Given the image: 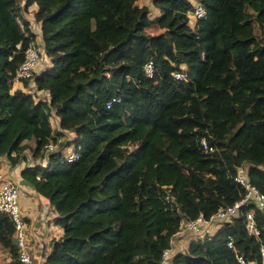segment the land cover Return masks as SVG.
<instances>
[{
	"label": "trees",
	"instance_id": "trees-1",
	"mask_svg": "<svg viewBox=\"0 0 264 264\" xmlns=\"http://www.w3.org/2000/svg\"><path fill=\"white\" fill-rule=\"evenodd\" d=\"M250 1L257 10L246 0H151V17L136 0H0V159L15 167L29 150L36 161L21 184L62 230L43 264H162L181 227L243 199L239 167L264 195V0ZM196 5L206 10L198 21ZM32 7L50 68L23 85L43 100L11 88L36 40L24 17ZM116 192L128 207L118 218ZM249 212L258 238L245 229ZM0 245L8 264H22L5 214ZM261 246L264 210L249 205L168 264H264Z\"/></svg>",
	"mask_w": 264,
	"mask_h": 264
},
{
	"label": "built area",
	"instance_id": "built-area-1",
	"mask_svg": "<svg viewBox=\"0 0 264 264\" xmlns=\"http://www.w3.org/2000/svg\"><path fill=\"white\" fill-rule=\"evenodd\" d=\"M192 20L198 21L205 18L206 10L202 5L194 6L193 10L189 14ZM39 61L38 51L33 45H31L24 56L23 62L18 66L13 83L21 84L23 81L31 80L36 72V67ZM145 75L148 78L153 76L152 64L148 63L144 66ZM176 79H180L179 74H175ZM62 141V140H61ZM60 140L56 145L49 144L46 146V152H54L61 142ZM201 145L205 151L211 152L212 149L208 148L207 144L202 141ZM80 148L65 153L64 159L68 163H72L78 160ZM234 182L245 191V195L242 200L234 203L229 207H221L208 217L198 216L196 219L189 221L185 227V233L193 235L195 241L203 239V237L210 232L225 224H230L234 219L240 216V210L243 207L253 205L258 209L264 210V195L259 193L255 187L251 185L248 179L247 166H241L236 171ZM19 198L20 188L14 181L10 172L0 169V214H5L11 221L14 227V239L19 249V261L22 264H31L30 256L26 250L25 239V223L19 212ZM246 225L245 229L247 233L256 238L259 237V230L256 226L255 216L252 212L245 215ZM227 248L235 251L233 240L228 237ZM171 255V249L164 252L162 257V264H168V260ZM260 256L264 259V246L260 247ZM239 264H256L248 263L243 258L237 257Z\"/></svg>",
	"mask_w": 264,
	"mask_h": 264
},
{
	"label": "crops",
	"instance_id": "crops-1",
	"mask_svg": "<svg viewBox=\"0 0 264 264\" xmlns=\"http://www.w3.org/2000/svg\"><path fill=\"white\" fill-rule=\"evenodd\" d=\"M35 74H38V71H36ZM11 88L12 91L22 90L23 92L35 94L36 97L43 95V97L47 98V93L35 91L33 83H29L28 87L24 88L23 82L21 83V85L12 82ZM29 88L31 90H28ZM39 99L43 100L44 98L39 97ZM29 143L31 144L29 145ZM24 144L29 145L28 147L30 148L34 147L33 140L25 141ZM24 154V158H26V161L22 159L21 163L16 165L15 167H10L6 159H0V168L5 169L6 171L11 173L14 181L25 193L24 197L26 200L21 206V216L25 223L27 254L30 256L31 264H43L45 258L51 251V243L53 241L59 240L62 237V230L53 222L54 218L56 217L54 211L50 207H48V205H46L42 200H40L35 194L30 192L28 187L21 184V171L25 168L26 165H33L36 162L34 160H31L29 150H26ZM43 216H46L45 221H42ZM186 224L185 226H183V228L186 227ZM212 231L214 230H211V232ZM186 234L187 233L183 232L180 229V232L174 235L171 242V255L168 262H170L171 256L177 253L186 252L191 242L195 241V237L193 235ZM2 254L3 257H1ZM0 257V260L4 261V263L9 262V254L6 250L0 249Z\"/></svg>",
	"mask_w": 264,
	"mask_h": 264
},
{
	"label": "rangeland",
	"instance_id": "rangeland-1",
	"mask_svg": "<svg viewBox=\"0 0 264 264\" xmlns=\"http://www.w3.org/2000/svg\"><path fill=\"white\" fill-rule=\"evenodd\" d=\"M228 1L229 0H227V2ZM246 3L251 4L252 8L255 10H257L259 7L256 2H251L250 0H246ZM136 5H138L142 10H148L150 12L149 14L151 15V17H155L158 14L157 11L155 10V8H153V6L151 5V0H136ZM35 14H36V8L32 7L31 9H29L28 13L24 15V17H26L28 19V21L30 22L31 31L36 34V40L33 42L32 45H33V47H35L37 49L38 54H39V61H38V65L36 67V71H38V73H39V72L44 71L46 68H50V59L47 57V55L45 54V52L42 48L41 37L39 35L40 34V27L38 24H36L34 22V15ZM123 37H124V35H122V33H120L119 39L123 40ZM19 85H21V84H19ZM28 90H31V89L29 88ZM39 97L45 98V97H43V95L38 96L36 98L39 99ZM49 120H50L51 128L54 131V133L58 132L59 131V125H58V121H57L53 112L52 113L50 112V119ZM67 137H68V135L65 136V138H67ZM30 144L31 143H29V145ZM29 145H27V146H29ZM1 170H3L5 172V169H1ZM24 194L25 193L20 189V198H19L20 215H22L21 214L22 213L21 206H22L23 202L26 200L24 197ZM123 195H125V194L121 193V192L115 193L116 203L118 204V207L116 210L117 218L119 216L123 215L128 210L127 203H126L127 199L125 198L123 200ZM113 216H114V214H113ZM45 219H46V216H43L42 221H45ZM181 230L184 232L185 228L182 227ZM25 234H26V232H25ZM187 234H189V233H187ZM188 237H191V236H188ZM0 249H3L1 247V245H0ZM1 257H3V254ZM1 257H0V259H1ZM3 262L4 261L0 260V264ZM5 264H8V263H5Z\"/></svg>",
	"mask_w": 264,
	"mask_h": 264
}]
</instances>
